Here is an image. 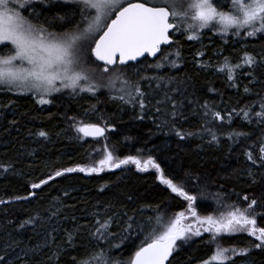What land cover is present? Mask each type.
<instances>
[{"label": "trees", "instance_id": "obj_1", "mask_svg": "<svg viewBox=\"0 0 264 264\" xmlns=\"http://www.w3.org/2000/svg\"><path fill=\"white\" fill-rule=\"evenodd\" d=\"M32 5L22 10L32 21L57 33L77 30L81 8L75 3L47 0ZM61 16L65 19L60 20ZM208 36L214 37L212 44L201 48L184 33L173 38L171 47L155 61L112 68L146 93L151 104L143 111L138 104L126 102L129 98H115L121 95L119 87L95 94L55 95L47 107L32 94L0 89V200L5 201L0 204V256L10 264H73L74 256L87 258L86 253L110 248L109 257L126 262L153 229L159 234L176 213L193 217L187 211L188 201L161 184L156 170L64 172L94 166L101 140L78 133L81 123L105 128L102 139L120 159L152 156L167 177L197 197L192 207L199 216L244 210L256 200L249 214L256 219V227L264 228V163L260 160L264 123L255 115L264 99V33L241 38H223L215 32L202 35L203 39ZM245 52L257 63L235 69L233 80H228L227 71H218L225 58L231 64L242 63ZM165 57L168 66L156 67ZM168 58L174 60L169 63ZM205 62L212 68H200ZM204 105L209 109L207 117ZM173 110L177 112L174 125ZM214 112L224 119H213ZM176 130L193 135L180 139ZM40 131L48 133L47 137L39 136ZM56 171L64 174L57 177ZM41 180L48 183L31 187ZM97 220L109 221L106 239L96 232ZM201 233L177 240L168 264H202L210 260L217 245L236 249L228 253V264H264V248L255 247L259 241L254 236L236 233L213 242L211 233L202 228ZM242 249L247 251L242 253Z\"/></svg>", "mask_w": 264, "mask_h": 264}, {"label": "snow or ice", "instance_id": "obj_2", "mask_svg": "<svg viewBox=\"0 0 264 264\" xmlns=\"http://www.w3.org/2000/svg\"><path fill=\"white\" fill-rule=\"evenodd\" d=\"M40 2L43 3V0ZM71 2L82 5L80 9L82 15L86 10L94 11V15H91L90 19L85 17L88 21L86 27L79 30L80 26H76L78 33H57L49 31L48 27L39 23L38 20L34 23L21 11L32 4L33 0H0V45L10 44L12 46V51L9 54L0 55V86L8 91L17 90L19 94L35 91L40 94L38 100L40 104L51 103L50 100L44 98L45 95L61 91V87H57V82L63 88H70L73 91L80 88L81 91L92 92L94 88L91 84L87 88L80 85L81 81H89V73L93 71L84 64V59L89 51L96 60L103 61L104 72H109V65H126L129 61H136L145 53L156 56L158 52H161L162 44L170 43L169 30L175 27L170 19L179 15H189V12L185 11L184 6L178 4L177 0H159L158 3L152 2V0H140V2L127 4L124 3V0H71ZM230 3L229 11L222 10V6L214 0H191L187 8L191 10V19L198 22L195 27L205 28L215 22L222 26V31L225 34L233 28L237 32L240 29H251L246 32L247 36H254L257 32L264 33V0H230ZM33 13L38 17L39 14L35 13V9H33ZM113 13H115V18L107 22ZM59 19L64 20L65 17L61 16ZM189 27L194 26L189 25ZM97 33L102 34L98 39H94ZM89 39L93 40L94 47L84 48L81 42ZM188 39H198V36L189 35ZM256 63L255 58L245 52L242 63L231 64L225 58L224 64L218 68V71H227L228 80H233L235 69L242 68L244 65L252 66ZM156 67H160V65L158 64ZM248 74L251 75V73ZM143 79H148V77H143ZM117 81L120 84L119 91L126 92L129 96V100L126 102L138 104L142 111L151 104V101L145 99L146 93L141 91L138 83L131 84L128 80H121L120 74L117 73L114 79L110 80L109 86L115 88ZM132 91L136 93L135 96L132 95ZM244 92L248 93L249 89L245 87ZM115 98L125 99L124 95ZM156 103L160 104L162 101ZM259 106L261 111L255 115L259 118L258 122L264 123V99L261 100ZM203 107L205 108L203 115L207 117L209 115L208 106L204 105ZM173 109H175V105H173ZM155 110L156 112L161 111L159 107ZM243 114L245 119H248V112ZM170 117L174 125L177 112L173 110ZM140 118L143 119L142 116ZM212 118L215 120L224 119L220 112L212 113ZM167 122L165 121V123ZM205 130L211 133L210 128H205ZM76 131L85 137H101L105 134V128L92 123H81ZM175 134L180 139L193 135L192 133H182L180 130H176ZM211 134L213 140H216L215 133ZM38 135L47 137L48 133L40 131ZM237 135L246 134L237 133ZM260 153L262 154L260 160L264 163V143L260 147ZM248 158L256 163L251 153H248ZM127 164L135 165L140 171H147L149 167L154 168L161 184L166 185L177 196L188 201L187 211L196 218L200 227L194 229L191 224H185L184 221L187 219L185 212H178L159 234H156V230L153 229L149 237H146L138 250L126 262L113 260L109 257V248L108 250L101 249L98 252L86 253L87 258L78 259L74 256L72 257L73 264H165L175 250L177 240H186L189 238V234L200 236L201 228L204 232L212 234L213 242L222 233L231 235L237 232H247L259 241L255 244L256 248H264V228L256 227V219L249 214V210L257 203L256 200H252L248 204V208L244 210L234 208L227 213H220L218 217L212 215L201 217L192 207L197 197L189 195L182 183H174L172 178L167 177L160 164L152 156L143 160L132 155L120 159L105 147L103 158L99 159L94 166L66 168L64 172H102L106 167L113 169ZM4 170L7 171L8 168L4 167ZM64 172L56 171L55 176L59 177ZM50 179L53 177L50 176ZM47 183L48 180H41L39 183H33L31 187L38 189ZM17 199H21V197H17ZM244 199L248 200V197L245 196ZM2 203L5 201L0 200V204ZM31 222L30 220L24 221L20 224V228H24L25 224ZM96 224V232L106 239L109 221L97 220ZM131 228L132 224L130 223L128 229ZM68 240L71 242V234H69ZM246 251L247 249L241 250L242 253ZM230 252L236 253V249L217 245L210 260H205L202 264H213V262L228 264L230 260L228 253ZM56 258L59 259V256ZM0 262L10 264V261H6L4 256H0Z\"/></svg>", "mask_w": 264, "mask_h": 264}, {"label": "rangeland", "instance_id": "obj_3", "mask_svg": "<svg viewBox=\"0 0 264 264\" xmlns=\"http://www.w3.org/2000/svg\"><path fill=\"white\" fill-rule=\"evenodd\" d=\"M43 1H47V0H43ZM51 1H54V2H57V1L65 2V0H51ZM131 1L132 0H124V3L127 4V3L131 2ZM38 2H40V0H33V3L32 4L38 3ZM190 2H191V0H177V3L178 4H182L184 6V10L189 12V15L188 16L179 15L176 18L173 19V22L177 25V29H176V31L172 35L173 38H177V37H179L180 35H182L184 33L187 34V36H189V35H197L198 36V39H194L193 41H194L195 45H198L201 48H203L205 46H209L210 44H212V42L214 40V37L213 36H208V37H206V38L203 39L202 35L204 33H206V32H210V33L215 32V33H218V35H220L223 38L224 37H229V36H239L241 38V37H246L247 36L246 35V32L251 30V29L245 28V29H240L237 32V30L233 28V29H229L228 32L225 34L222 31V26L220 24H218V23H215V22H213V25H210L209 27H205V28L195 27V25H197L198 22L193 21L191 19V15H190L191 10L187 8V5ZM214 2H218L222 6V10H224V11H229L231 9L230 0H214ZM67 3H73V2H71V0H68ZM32 4L28 5L27 7H30ZM75 4L78 7L80 6V8L82 7V5H79L77 3H75ZM32 6H34V5H32ZM22 10L23 9H21V11ZM177 10L179 11V8ZM91 15H94V11H88V10H86L83 15L80 14V16H78V18H79L78 24L81 25L79 30H82L84 27L87 26V22L88 21L85 19V17H88L90 19ZM114 16H115V13H113V15L109 18V20L107 22H110V19H113ZM33 22L35 23V21H33ZM189 25H193L194 27H191L190 28ZM49 31H51V30H49ZM74 32H77L78 33V30H76ZM100 34H102V33H97L96 36L94 37V39H98ZM81 44H82V46L84 48H89L90 49V47H94V42H93L92 39H89L87 41H82ZM10 51H12V46L10 44L0 45V55H7V54L10 53ZM89 53L90 52H88V54L86 55V57L84 59V64H85V66L87 68L92 69L93 71H91L89 73V76H90L89 81H81L80 82V85H81V87L87 88L91 84L93 86V88H94V91H92V92H89V91H81L80 88H77L75 91H73L70 88H63L59 84V82H57V87H61V91H59V92H53L50 95H45L44 96L45 99L50 100V98L52 96L60 95V94H63V93H69V94H79V93H83V94H95V93H98V92L101 93V90H103V89L104 90H116L118 87H120L119 81H117L115 88H112V87L109 86L110 80H113L114 79V76L117 73L119 74V71L118 70H113L112 68H109V72H104L103 71L104 66H101L100 67L97 64H95V62H94L95 59L93 60L94 57L92 55L89 56ZM168 55H167V57H168ZM172 58L171 59L168 58V59H170L169 60V63H171V61L174 60ZM196 62L197 61H195V63ZM167 63H168L167 59H162V60H160L158 62V64L160 65V68H166L168 66ZM200 68H202L204 70H209V69L212 68V65L210 63H206L205 62V63H203L200 66ZM120 79L123 80L122 77H121V75H120ZM1 88L2 89H5V92H11L12 94L19 95V93H18L17 90L8 91L6 88L0 86V89ZM118 93L121 94V95H124L125 99L129 98V96L126 94V92H120L119 91ZM23 94H25V95L26 94H32L33 96H35L37 98V100H39V98H40V94L39 93H36L35 91H28V92H25ZM133 94H135L134 91H132V95ZM20 95H22V94H20ZM42 105L44 107H47L48 104H42ZM109 130L110 129H107V131H109ZM100 140H101V142H100L99 148H97L96 153H95L96 159L94 160V164H96L99 161V159L103 158L105 147H107V149L109 151H112L113 154H114V156L117 157L115 155L114 151L108 145L107 141L105 139H100ZM94 164H92V165H94ZM86 168H88V167H86ZM126 168H133V169H135L137 171H140L133 164L122 165L120 168H113V169H126ZM105 169H110V168H107L106 167ZM153 170H155V169L149 167L147 171H153ZM141 172H145V171H141ZM186 214H189V213H186ZM214 217H218V215L217 216H214ZM184 223L185 224L194 225L193 226L194 228L200 227L197 224L195 217H189L188 216L187 219L184 221ZM237 233L248 234L247 232H237ZM234 234H236V233H234ZM225 235H229V234L222 233L219 236H217L216 238L217 239L218 238L221 239V237H223ZM213 264H215V262H213Z\"/></svg>", "mask_w": 264, "mask_h": 264}, {"label": "water", "instance_id": "obj_4", "mask_svg": "<svg viewBox=\"0 0 264 264\" xmlns=\"http://www.w3.org/2000/svg\"><path fill=\"white\" fill-rule=\"evenodd\" d=\"M131 3H136V2H131ZM114 18H115V17H114ZM114 18H113V19H114ZM171 20H172V19H170V22L173 23ZM173 24L175 25V27L169 30V39H170V43H168V44H162V45L160 46V47H161V52H158V53L156 54V56H152V55H149L148 53H145L143 56L138 57V59H137L136 61H129L126 65H119V64H117V65H119V66L136 65V64L142 62V61L145 60V59H149L150 61H155V60L161 55L162 51H163L164 49L169 48V47L172 45V43H173V36H172V35H173V33L176 31V29H177V25H176L175 23H173ZM93 57H94V56H93ZM94 59L96 60L95 57H94ZM96 61H97L99 64H101L102 66H104L103 61H99V60H96ZM117 65H109L108 68H113V67H115V66H117ZM105 135H106V131H105L104 136H105ZM83 136H84V135H83ZM104 136H101V137H92V136H87V137H85V136H84V137L87 138V139H102V138H104ZM169 260H170V256L168 257V260L165 262V264H168Z\"/></svg>", "mask_w": 264, "mask_h": 264}, {"label": "flooded vegetation", "instance_id": "obj_5", "mask_svg": "<svg viewBox=\"0 0 264 264\" xmlns=\"http://www.w3.org/2000/svg\"><path fill=\"white\" fill-rule=\"evenodd\" d=\"M173 22V19L171 20ZM174 23V22H173Z\"/></svg>", "mask_w": 264, "mask_h": 264}]
</instances>
